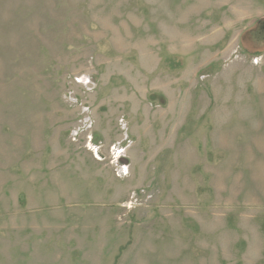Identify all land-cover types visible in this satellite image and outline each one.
<instances>
[{
    "label": "rangeland",
    "instance_id": "rangeland-1",
    "mask_svg": "<svg viewBox=\"0 0 264 264\" xmlns=\"http://www.w3.org/2000/svg\"><path fill=\"white\" fill-rule=\"evenodd\" d=\"M0 264H264V0H0Z\"/></svg>",
    "mask_w": 264,
    "mask_h": 264
},
{
    "label": "built area",
    "instance_id": "built-area-1",
    "mask_svg": "<svg viewBox=\"0 0 264 264\" xmlns=\"http://www.w3.org/2000/svg\"><path fill=\"white\" fill-rule=\"evenodd\" d=\"M119 152V150H116V152L115 153H118ZM118 157V155L116 156V158Z\"/></svg>",
    "mask_w": 264,
    "mask_h": 264
}]
</instances>
